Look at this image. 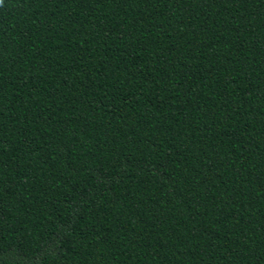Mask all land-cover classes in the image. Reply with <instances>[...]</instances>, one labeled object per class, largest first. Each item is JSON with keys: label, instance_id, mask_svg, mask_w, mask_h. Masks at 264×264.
<instances>
[{"label": "trees", "instance_id": "1", "mask_svg": "<svg viewBox=\"0 0 264 264\" xmlns=\"http://www.w3.org/2000/svg\"><path fill=\"white\" fill-rule=\"evenodd\" d=\"M2 264H264V0H0Z\"/></svg>", "mask_w": 264, "mask_h": 264}, {"label": "snow or ice", "instance_id": "2", "mask_svg": "<svg viewBox=\"0 0 264 264\" xmlns=\"http://www.w3.org/2000/svg\"><path fill=\"white\" fill-rule=\"evenodd\" d=\"M0 264H2V262H0Z\"/></svg>", "mask_w": 264, "mask_h": 264}]
</instances>
